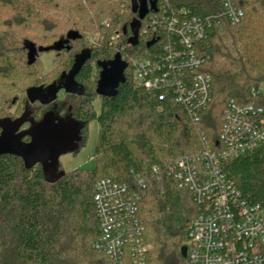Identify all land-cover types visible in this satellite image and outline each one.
I'll return each instance as SVG.
<instances>
[{"label":"trees","instance_id":"trees-1","mask_svg":"<svg viewBox=\"0 0 264 264\" xmlns=\"http://www.w3.org/2000/svg\"><path fill=\"white\" fill-rule=\"evenodd\" d=\"M131 1L0 0V5L13 11L12 17H0V120H16L33 109L34 120L40 121L45 113L56 110L55 102L29 103L27 90L59 80L72 68L75 57L90 49L91 58L76 76L84 91L62 89L55 101L68 98L67 106H73L74 115L83 124L80 150L74 154L87 145L91 122L99 123L92 168L64 171L50 180L42 165L28 167L15 153L0 155V264H110L108 256L93 245L101 232L94 202L96 184L100 179H110L134 186L138 176L146 182L138 214L142 241L148 247L146 264H188L182 248L188 246V229L199 206L193 193L180 187L165 170L180 155L222 146L223 114L230 101L264 107V0H241L245 17L239 24L233 25L222 16L213 19L208 37L197 42L198 53L205 58L201 71L212 79V101L199 109L198 119L172 97L161 100L159 91L137 86L132 60L144 56L147 49L151 57L155 56L157 41L142 33L143 25L152 17L163 15L165 9L171 14L181 8L193 15H220L221 0H159L157 12L151 10L141 21L136 46L129 43L131 23L138 19ZM107 18L108 24L104 23ZM19 28L59 31L61 36L45 45L35 34L17 33ZM88 29L100 33V43L81 47L84 30ZM72 30L81 37L70 40L61 50L39 52L66 54L62 71L49 81L30 85L22 99H12L11 107L17 106L16 111L8 112L11 100L1 92L4 82L16 76L25 56L27 68L37 66L39 55L29 64L26 43L49 47L66 40ZM115 35L118 44L114 43ZM117 53L127 63L125 81L116 96H101L96 93L103 69L100 63L113 60ZM98 98L99 111L94 104ZM30 126L26 121L21 130ZM30 139L26 136L23 140ZM223 168L242 195L264 209V142L225 161Z\"/></svg>","mask_w":264,"mask_h":264},{"label":"built area","instance_id":"built-area-1","mask_svg":"<svg viewBox=\"0 0 264 264\" xmlns=\"http://www.w3.org/2000/svg\"><path fill=\"white\" fill-rule=\"evenodd\" d=\"M240 1L221 0L220 15H193L181 8L152 17L142 33L157 41L155 56L147 49L144 56L133 58L134 83L159 91L161 100L172 97L198 119L199 109L212 101V79L201 71L205 58L196 44L208 37L213 19L222 16L239 24L245 17ZM223 121L221 147L180 155L165 170L193 193L199 206L188 229L186 258L188 264H264V209L245 198L223 168L225 161L264 142V107L232 100ZM154 171L162 177L157 167ZM145 189L146 182L139 176L134 186L110 179L96 184L94 202L101 232L93 245L108 256L110 264H146L148 247L142 241L138 215Z\"/></svg>","mask_w":264,"mask_h":264},{"label":"water","instance_id":"water-1","mask_svg":"<svg viewBox=\"0 0 264 264\" xmlns=\"http://www.w3.org/2000/svg\"><path fill=\"white\" fill-rule=\"evenodd\" d=\"M159 0H132V11L138 14V19L131 23L133 35L129 38L131 45H138L139 30L141 21L149 14L151 10L157 11ZM81 34L72 30L68 33L66 40H60L49 47H40L32 42H27L29 48V64H33L40 51L61 50L70 40L78 39ZM70 48V46H66ZM91 58V50L85 49L79 53L74 60V64L69 71L62 73L59 80L54 81L48 86H34L27 90L29 103L39 101L43 105H49L58 98L60 90L65 89L67 92H83L84 87L76 80L84 64ZM101 78L98 83L96 93L101 96L114 97L118 94L119 85L125 81V69L127 63L123 61L120 53L110 61L101 62ZM29 112L23 117L11 120L9 118L0 120L2 132L0 134V155L5 153H15L24 158L28 167L37 164L43 166L44 172L48 179L53 180L64 173L60 170L62 155L70 152H78L81 146L80 132L83 125L71 119L57 117L54 111L44 114L40 121H34L28 118ZM26 121L31 122L28 129L21 130ZM29 136L31 139L27 142L30 148L21 150L17 148V141ZM59 172V173H57ZM49 174H57L51 178ZM183 257L187 256V246L182 248Z\"/></svg>","mask_w":264,"mask_h":264},{"label":"rangeland","instance_id":"rangeland-1","mask_svg":"<svg viewBox=\"0 0 264 264\" xmlns=\"http://www.w3.org/2000/svg\"><path fill=\"white\" fill-rule=\"evenodd\" d=\"M88 0H84V2H87ZM8 7H4L2 4L0 5V17L6 19L8 17H12L13 11L11 9H6ZM5 13L3 14V12ZM109 20L108 18L105 19L104 23H107ZM108 24V23H107ZM17 33H32L35 34L38 42H45V45H49L54 43L55 40H58L61 36V32L59 31H52L49 33L44 32L40 29H34L33 31H28L23 28H19ZM84 38L82 39L81 47L83 46H90V45H98L100 33H94L93 30L88 29L84 30ZM39 43V44H40ZM114 43H119L118 37L115 35ZM78 46V45H77ZM39 55V54H38ZM37 55V56H38ZM66 54L64 56L58 55L55 51L50 52H43L38 57L37 66L34 68H27L26 62L27 57L25 56L24 64L20 63L19 67L17 69L16 76L7 81L4 82V86L1 88V92L8 94L10 97V103L7 105V110L11 113H14L16 111V107H11L12 99L15 97H19L22 99L26 95V89L32 85L34 82H44L49 81L52 78L56 77L63 69V63L66 59ZM14 89V90H13ZM60 98H64L65 94L64 92L60 93ZM65 101L68 100V98L63 99ZM95 108L97 111L100 109L101 99L98 98L95 101ZM29 118V115H28ZM30 119V118H29ZM28 127V126H25ZM98 131H99V123L97 120H94L90 124V134L89 139L87 142V145L82 148V150L77 153H66L61 156V169L64 171H70L76 168H92L94 166V159H93V152L97 143V137H98ZM17 148H20L21 150H28L30 146L27 144V141H17L16 143ZM59 173V172H57ZM57 176V174H49V177L53 178Z\"/></svg>","mask_w":264,"mask_h":264},{"label":"flooded vegetation","instance_id":"flooded-vegetation-1","mask_svg":"<svg viewBox=\"0 0 264 264\" xmlns=\"http://www.w3.org/2000/svg\"><path fill=\"white\" fill-rule=\"evenodd\" d=\"M54 102H55V105L53 106V108H55L56 110H50V111H54V113L57 115V117L63 118V119L69 118V119L74 120V121L78 122L79 124L83 125L81 122H79L77 120V117L74 115L73 106L72 105L67 106L69 103L68 100L63 101V102H56V101H54ZM60 107L63 108V110L62 109L59 110ZM65 107H67L66 112H65V109H66ZM28 112H29V118L34 120V118H35L34 110L30 109V110H28ZM34 121H36V120H34ZM70 153H73V152H70ZM39 165H41V164H39ZM60 168H59V171H60Z\"/></svg>","mask_w":264,"mask_h":264}]
</instances>
